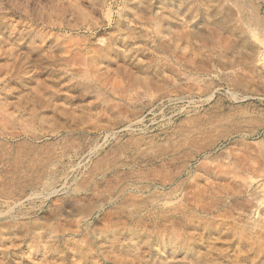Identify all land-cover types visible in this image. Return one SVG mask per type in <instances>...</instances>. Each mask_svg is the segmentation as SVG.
<instances>
[{
	"label": "rangeland",
	"instance_id": "obj_1",
	"mask_svg": "<svg viewBox=\"0 0 264 264\" xmlns=\"http://www.w3.org/2000/svg\"><path fill=\"white\" fill-rule=\"evenodd\" d=\"M263 146L264 0H0V264H264Z\"/></svg>",
	"mask_w": 264,
	"mask_h": 264
},
{
	"label": "bare ground",
	"instance_id": "obj_2",
	"mask_svg": "<svg viewBox=\"0 0 264 264\" xmlns=\"http://www.w3.org/2000/svg\"><path fill=\"white\" fill-rule=\"evenodd\" d=\"M10 4H11V3H10ZM6 5H8V4H6ZM11 5H13V4H11ZM9 6H10V5H9ZM12 9H13V7H12ZM40 33H41V32H40ZM42 38H43V37H42ZM43 43H44V42H43ZM34 46H35V45H34ZM36 48H39L38 45H37ZM74 58H75V57H74ZM76 58H77V57H76ZM79 59H80V58H79ZM105 59H106V58H105ZM77 61H78V60H77ZM89 67H90V66H88V69H89ZM91 67H92V66H91ZM93 69H94V68H93ZM104 69H105V68H104ZM96 74H97V73H96ZM242 119H243V118H242ZM245 120L247 121V119H245ZM245 120H244V121H245ZM248 120H249V119H248ZM221 121H224V120L221 119ZM231 121H233V120H231ZM231 121H230V123H232ZM238 121H240V120H238ZM244 121H243V122H244ZM249 121H250V120H249ZM251 121H252V120H251ZM234 122H235V121H234ZM225 123H226V122H225ZM217 124H218V123H217ZM219 124H220V122H219ZM228 124H229V123H228ZM233 132H234V131H233ZM235 132H236V131H235ZM260 154H261V157L264 158V146H263V148H262ZM252 192H253V191H252ZM258 194H259V193H258ZM255 198H256V197H255Z\"/></svg>",
	"mask_w": 264,
	"mask_h": 264
}]
</instances>
